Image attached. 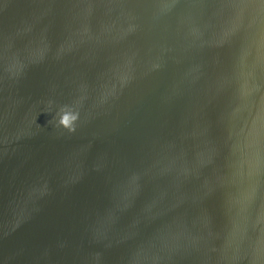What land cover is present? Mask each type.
Here are the masks:
<instances>
[{
    "label": "water",
    "instance_id": "95a60500",
    "mask_svg": "<svg viewBox=\"0 0 264 264\" xmlns=\"http://www.w3.org/2000/svg\"><path fill=\"white\" fill-rule=\"evenodd\" d=\"M0 264H264V0H0Z\"/></svg>",
    "mask_w": 264,
    "mask_h": 264
}]
</instances>
